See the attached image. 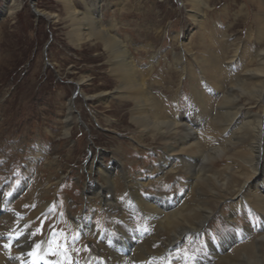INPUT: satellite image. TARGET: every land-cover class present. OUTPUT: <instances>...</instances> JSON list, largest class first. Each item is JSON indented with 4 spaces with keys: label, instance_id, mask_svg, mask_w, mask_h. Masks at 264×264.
Masks as SVG:
<instances>
[{
    "label": "rangeland",
    "instance_id": "374dc122",
    "mask_svg": "<svg viewBox=\"0 0 264 264\" xmlns=\"http://www.w3.org/2000/svg\"><path fill=\"white\" fill-rule=\"evenodd\" d=\"M76 1L77 5L82 4V0ZM191 1L83 0L89 4L101 3L104 21L116 23L118 27L113 33L129 37V47L136 61L149 64L153 57L158 69L154 74H166L170 70L168 64L176 59L175 53L181 56L180 62L185 70L178 76L173 74L174 82L168 85L174 89L179 87V97H176L175 104L188 110L194 120H199L198 126L204 128L208 120L191 103V85L196 83L194 73L190 76L191 71L186 72L190 63H194L196 69L198 60L194 62L195 56L186 53L182 43L190 42L194 54L202 55L199 33L203 30L208 38L214 35L212 38L215 42H212L215 50L224 56L221 64L231 73L238 72L244 64L250 65L255 60H260L258 54L264 53V36L261 39L259 35V31L264 29V0H204L207 6L198 14H204L199 19L190 16L193 4ZM34 3L47 14L37 15L33 10ZM5 4V0H0V201L3 199L8 202L6 213L10 208L12 211L23 212L25 217H31V232L43 242H54L55 249H49L53 253L61 252L58 250L60 248L65 250V254H71L72 247L67 244L73 240L78 243L77 250L82 245L91 255L89 264H106L99 240L93 237V233L88 237H81L82 232L79 234V227H75L76 216L80 214L84 218L88 217V221L95 223L97 227L104 228L106 225L113 232L118 228V214L105 211V206L98 198L90 200L86 193L88 185L105 183L103 177L96 172L95 161L111 166L121 159L130 176L151 180V184L144 189L145 193L166 189L169 197H175L177 193L188 189V175L184 169L177 176L171 173L161 175L160 163L164 146L160 135L157 131L154 136L141 133L140 126L132 121L131 101H124L113 95L107 102H95L82 94H94L100 90L113 91L116 79L110 72L108 54L103 46L97 48L91 42L83 43L79 48L72 45L65 27L66 22L56 16L63 13L64 7L60 0H23L21 8L13 16L4 12ZM185 38L189 40L185 42ZM240 42L244 45L239 57L232 67H228L226 57L234 53V48ZM222 43L226 46L223 50L218 49ZM84 76L87 79L81 84L79 81ZM199 84L212 101L221 98L208 91L204 84ZM155 87L156 93L167 95L164 86ZM262 91L261 98H264ZM175 96L176 94L171 93L168 97ZM69 100L74 103L72 111L75 121L66 135L64 132L66 117L69 115ZM226 112L227 110L218 109L213 112L216 117L223 113L216 123L223 125L228 122L224 121L226 116L230 117ZM242 126L244 125L240 124L234 129L236 133L231 134V140L233 143L242 142L244 147L243 139L246 136ZM238 149H241L239 145L233 146L234 151ZM240 161L235 163V168H238ZM229 162L232 161L220 159L216 167L221 168ZM261 165L262 158L258 169H262ZM112 171L121 179L124 172L122 168L112 167ZM240 174L241 171L234 176V185ZM157 178L161 181H157ZM262 184V181L261 184L257 183V187ZM47 185H50L51 191L41 197L39 191ZM121 186L122 183L117 190L119 203L125 207L131 223V228L127 229L132 233L138 229L147 230L150 225L138 202L121 198ZM28 194H32L33 203L29 202ZM4 205L0 202V206ZM40 205L45 208L38 212ZM205 208L214 210V217L207 220L202 230H197L191 238H183L168 254H161L159 261L154 264H215L218 253L211 241L219 242L218 248L224 253L221 255H227L247 239L243 233L244 228H258L264 221L252 209L245 215L236 212L239 226L236 227L229 223V204L222 203L216 209L213 204L194 209L201 211ZM188 217L187 215V219ZM155 232L156 230L152 234L140 236L136 233L134 238L139 241L135 245ZM232 232L242 235L241 238L244 239L227 252L234 243L233 240L239 239ZM189 243L192 244L186 248ZM225 244L228 246L225 247Z\"/></svg>",
    "mask_w": 264,
    "mask_h": 264
},
{
    "label": "bare ground",
    "instance_id": "6f19581e",
    "mask_svg": "<svg viewBox=\"0 0 264 264\" xmlns=\"http://www.w3.org/2000/svg\"><path fill=\"white\" fill-rule=\"evenodd\" d=\"M5 1L7 4L3 9L10 16H13L23 4V0ZM60 1L64 7L63 13L56 16L66 22L65 27L68 29V38L72 45L79 48L83 43L91 42L94 47L103 46L108 54L107 62L110 72L116 79L113 91L100 90L94 94L82 91V94L86 99L95 100V102H107L113 95L121 100L131 101L132 121L140 126L141 133L154 136L157 131L160 135L159 138L164 146L163 159L160 163L161 175L171 173L177 176L181 169H184L188 175V189L183 193H177L175 197H169L166 189L145 193L144 189L151 184V180L146 177L130 176L125 170V165L121 163V159L116 160L111 166L102 165L99 160L95 161L96 172L103 177L105 183L88 185L86 193L90 200L98 198L103 203V207L105 206V211L118 214L120 219L117 222V233L109 231L106 225L104 228L103 226L97 227L95 223L88 221V217L84 218L80 214L76 216L75 227H79V234L82 232L81 237L83 235L88 237L93 233V237L99 240V247L103 258L106 259V264H154L159 261L161 254H168L183 238L187 240L191 238L197 230H202L207 220L214 217V210L205 208L198 211L194 209L197 207L213 204L216 209L222 206V203L229 204L231 207L229 223L236 227H239L236 212L245 215L252 209L264 219V143L262 144L264 98H261V91L264 92V53L258 54L260 60H255L250 65L244 64L238 72L231 73L221 64L224 56L215 50L212 42H215L212 38L214 35L208 38L205 37L206 32L203 30L199 33L200 45L203 48L202 55H195L190 42H186L189 39L185 38L186 43H182L184 51L190 56H195L194 62L198 60L196 69L194 63H190L186 72L190 70V76L194 73L193 79L196 83L191 85L193 100L191 103L198 109L200 115L204 114L208 120L203 128V126H198L199 120H194L188 110L181 109L175 104L179 97L177 94L179 87L174 89L168 85L174 82L173 74L178 76L185 70L178 53H175L178 61L175 59L173 63L168 64L170 70L166 74L157 75L159 72H155V75L154 71L158 70L157 65L155 66L156 61L153 57L149 64L136 61L129 47V37L113 33V30L118 27L116 23L104 21L101 16V3L89 4L82 0V4L77 5L76 0ZM206 1L213 2L212 0ZM191 2L193 4L190 16L195 19L202 18L204 14L200 16L198 14L204 11L207 6L206 2L204 0H192ZM33 10L39 16L47 14L44 10L38 9L35 3ZM259 35L262 39L264 29L259 31ZM215 38L217 39L216 35ZM225 43L219 44L218 49L223 50ZM243 45L244 43L240 42V45L234 48V53L226 57L228 67L233 66ZM86 79L84 76L79 82L82 84ZM199 83L204 84L208 91L221 98L218 101H212ZM155 85L160 88L164 86L167 95L156 93ZM169 93L176 94V96L170 98ZM166 100L170 102L167 103ZM256 107L259 109L255 110ZM68 109L69 115L66 117L64 132L66 135L75 121L72 111L74 110L73 100H69ZM216 109L227 110L226 113L230 116H226L224 120H227V123L223 125L216 123V120L223 116L222 113L221 116L216 117L213 114ZM240 124L244 125L242 127L246 136L243 139L244 147L242 142L233 143L231 140V134L236 133L234 129ZM236 145H239L241 149L234 151L233 146ZM260 158H262V169H258ZM220 159L232 162L219 168L216 167V163ZM239 161L238 168H235V163ZM112 167L122 168L124 172L121 179L114 174ZM239 171H241L240 177L234 185V176ZM161 179L157 178V181ZM261 181L262 186L257 187V183L261 184ZM120 183L123 189L121 198L138 202L140 210L146 216V222L150 225L147 230L138 229L132 233L127 229V227L131 228V223L129 222L130 217H127L128 212H125V207L119 203L117 190ZM49 191H51L50 185H47L40 189L39 195L42 197L49 194ZM29 197V202L33 203L32 194ZM0 202L5 204L0 206V264H89L91 255L85 251L84 246L81 245L77 250L78 243L70 240L67 245L72 247L71 254H65V250L60 248L58 250L61 252L53 253L49 249L54 248V242H43L40 237L31 232L29 227L31 217H25L23 212L12 211L10 208L6 213L8 202L3 199ZM25 205L28 206V204ZM44 208V205H40L38 212L43 211ZM155 230L154 235H148L147 239L135 245L139 241L134 238L136 233L140 236L141 234H152ZM243 231L247 239L232 232L239 239L238 241L233 240L234 243L227 252L233 246L242 244L232 249L227 255H221L224 253L218 248L219 242L211 241L218 253L215 256L218 258L215 264H264V221L258 228H244ZM130 233H132L131 237ZM242 239L244 241L239 243ZM191 244L189 243L186 248H189ZM224 246L227 247L228 244ZM126 252L128 254H125ZM238 256L240 259H236ZM200 260L203 261V259Z\"/></svg>",
    "mask_w": 264,
    "mask_h": 264
}]
</instances>
